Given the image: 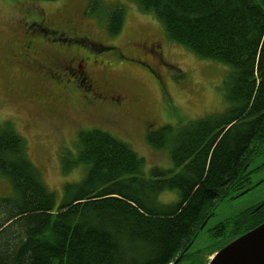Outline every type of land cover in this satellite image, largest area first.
Instances as JSON below:
<instances>
[{
  "label": "trees",
  "instance_id": "obj_1",
  "mask_svg": "<svg viewBox=\"0 0 264 264\" xmlns=\"http://www.w3.org/2000/svg\"><path fill=\"white\" fill-rule=\"evenodd\" d=\"M134 1L154 12L170 41L227 67L225 111L148 132L174 165L152 168L148 178L128 144L104 131L81 132L77 159L69 163L65 152L63 165L68 172L84 164L87 173L65 185L60 206L23 138L11 123L1 126L0 178L12 193L0 198V264H179L218 203L251 188L249 165L264 152V0ZM124 18L123 7L108 10L109 36L121 33ZM174 190L178 202L159 203ZM232 221L216 235L230 224L237 236L248 233L264 222V208Z\"/></svg>",
  "mask_w": 264,
  "mask_h": 264
},
{
  "label": "rangeland",
  "instance_id": "obj_2",
  "mask_svg": "<svg viewBox=\"0 0 264 264\" xmlns=\"http://www.w3.org/2000/svg\"><path fill=\"white\" fill-rule=\"evenodd\" d=\"M95 6V12L91 11ZM117 6L123 7L125 18L121 33L111 37L107 33V13ZM42 14L61 31H68L70 26L77 24L90 41L111 47L101 54L114 65L109 82L125 97L124 109L115 113L107 111L105 106L96 105L74 110L42 102L43 96L52 93L50 87L32 66L19 62L13 56L14 45L18 42L21 46L28 24ZM38 31L46 35L45 30ZM150 36L158 37L162 43V58L158 54L149 55L155 43H149ZM50 40L58 46H70L57 36H51ZM146 40L147 45L140 47ZM137 44L138 47L135 46ZM53 47L52 43H47L43 52L51 54L56 50ZM120 51L147 63L157 79L162 81L165 95H162L158 81L152 75L142 68L127 67L126 62L142 66L122 57ZM37 58L44 61L39 54ZM226 74L227 67L221 63L203 59L170 41L154 12L144 11L134 0H0V127L11 123L23 138L28 157L41 173L46 187L54 194L57 206L63 201L65 185L81 183L87 173L84 164L68 172L64 171L63 165L65 152L69 163L77 159L81 132L104 131L128 144L144 159L146 178L155 167L172 170L174 165L168 151L155 149L147 141L148 132L165 126L178 129L188 122L225 111L223 82ZM249 171L251 190L240 197L233 198L231 194L218 203L214 215L179 264H209L216 252L240 237L232 233V224L219 235L216 232L226 222L232 223L238 216L264 203V152L252 159ZM11 193L10 184L0 178V198ZM178 200L176 191H167L158 197L163 205H171ZM259 220L241 222L238 231Z\"/></svg>",
  "mask_w": 264,
  "mask_h": 264
},
{
  "label": "flooded vegetation",
  "instance_id": "obj_3",
  "mask_svg": "<svg viewBox=\"0 0 264 264\" xmlns=\"http://www.w3.org/2000/svg\"><path fill=\"white\" fill-rule=\"evenodd\" d=\"M57 27L52 21H48L45 14H42V17L28 24L20 41L21 46H18V42L14 45L13 56L19 62L32 66L35 73L52 91V93L42 97V102L55 107H70L74 110L100 105L105 106L107 111L119 113L126 107V100L118 90L111 86L109 75L114 65L112 66L110 61L105 60V56L101 54L103 51H109L111 47L90 41L82 34L77 24L70 26L68 31H61ZM42 29L45 30L46 35L33 36L34 31ZM51 36H57L58 39L67 41L70 46L54 44L50 40ZM149 40V43L155 41L150 48L151 54L149 55L158 54L162 58L163 45L159 43L158 37L150 36ZM47 43H52L55 46L53 47L56 49L55 52L51 54L43 52V47ZM141 45L146 46L147 40L141 43L140 47ZM135 46L138 47L139 44ZM38 54L44 58V61L37 58ZM120 54L127 60H133L140 64L142 67L126 62L127 67H134L136 70L142 68L152 75V78L158 81L156 83L162 91V95H165L162 81L157 79L147 63L140 58L128 57L122 51ZM257 207L263 209L264 203Z\"/></svg>",
  "mask_w": 264,
  "mask_h": 264
},
{
  "label": "water",
  "instance_id": "obj_4",
  "mask_svg": "<svg viewBox=\"0 0 264 264\" xmlns=\"http://www.w3.org/2000/svg\"><path fill=\"white\" fill-rule=\"evenodd\" d=\"M209 264H264V222L216 252Z\"/></svg>",
  "mask_w": 264,
  "mask_h": 264
},
{
  "label": "bare ground",
  "instance_id": "obj_5",
  "mask_svg": "<svg viewBox=\"0 0 264 264\" xmlns=\"http://www.w3.org/2000/svg\"><path fill=\"white\" fill-rule=\"evenodd\" d=\"M156 168V167H155ZM174 191H176V190H174ZM165 192H167V191H165ZM177 193H178V191H176ZM164 193V192H163Z\"/></svg>",
  "mask_w": 264,
  "mask_h": 264
}]
</instances>
